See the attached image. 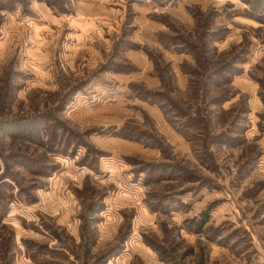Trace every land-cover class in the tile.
Segmentation results:
<instances>
[{
  "label": "rangeland",
  "instance_id": "obj_1",
  "mask_svg": "<svg viewBox=\"0 0 264 264\" xmlns=\"http://www.w3.org/2000/svg\"><path fill=\"white\" fill-rule=\"evenodd\" d=\"M0 264H264V0H0Z\"/></svg>",
  "mask_w": 264,
  "mask_h": 264
}]
</instances>
